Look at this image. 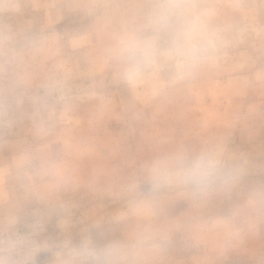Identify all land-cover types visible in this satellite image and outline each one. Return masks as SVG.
Here are the masks:
<instances>
[{
    "label": "rangeland",
    "instance_id": "1",
    "mask_svg": "<svg viewBox=\"0 0 264 264\" xmlns=\"http://www.w3.org/2000/svg\"><path fill=\"white\" fill-rule=\"evenodd\" d=\"M155 2L0 0V264L83 245L119 264H264V0H197L214 55L130 82L116 38ZM202 149L239 180L153 193L147 164Z\"/></svg>",
    "mask_w": 264,
    "mask_h": 264
},
{
    "label": "clouds",
    "instance_id": "2",
    "mask_svg": "<svg viewBox=\"0 0 264 264\" xmlns=\"http://www.w3.org/2000/svg\"><path fill=\"white\" fill-rule=\"evenodd\" d=\"M216 47L217 36L204 5L197 0H156L137 27L117 36L114 55L123 65L124 78L135 82L161 64H171L182 76H191L214 55ZM145 168L153 193L173 185L188 186L197 193L214 186L227 188L241 174L239 167H228L212 149L171 154ZM27 247L24 242L8 241L3 251L11 255ZM120 257L121 250L115 246L97 250L83 245L69 249L64 264H75L79 258L98 260L99 264H119Z\"/></svg>",
    "mask_w": 264,
    "mask_h": 264
}]
</instances>
